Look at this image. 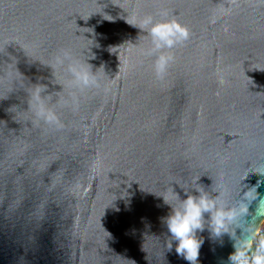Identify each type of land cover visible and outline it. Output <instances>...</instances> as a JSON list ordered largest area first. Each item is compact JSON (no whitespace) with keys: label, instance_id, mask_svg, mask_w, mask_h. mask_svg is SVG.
I'll list each match as a JSON object with an SVG mask.
<instances>
[{"label":"water","instance_id":"1","mask_svg":"<svg viewBox=\"0 0 264 264\" xmlns=\"http://www.w3.org/2000/svg\"><path fill=\"white\" fill-rule=\"evenodd\" d=\"M162 8L191 35L158 81L144 52L150 37L125 17ZM92 43L107 91L80 94L76 109L58 106L62 130L34 126L26 89L0 84V264H190L175 242L166 247L162 195L198 194L196 180L209 192L227 186L230 203L256 187L240 223L255 217L258 231L264 0H0V67L16 60L25 87L65 96L39 60L65 47L83 56ZM243 234L236 229L237 240ZM200 235L198 264H233L231 234Z\"/></svg>","mask_w":264,"mask_h":264},{"label":"clouds","instance_id":"2","mask_svg":"<svg viewBox=\"0 0 264 264\" xmlns=\"http://www.w3.org/2000/svg\"><path fill=\"white\" fill-rule=\"evenodd\" d=\"M157 15L160 19L156 18ZM104 16L108 19L105 13ZM126 17L130 25L139 28L150 37V44L144 52L155 57L153 65L155 77L158 81H164L171 64L175 61L171 50L189 40L191 35L189 27L179 19L170 17L169 11L163 8L155 15L133 11ZM93 43L89 46L90 50H84L83 56L78 55L73 48L65 47L58 50L49 62L37 59L51 67L55 84L62 85L59 92L67 90L65 96H56L55 99L53 94H46L48 88L46 84L27 83L26 87L22 85L21 81H25V77L17 69L16 60L0 67V84L7 80L13 86L12 90L15 87L26 89L29 105L27 111L32 114L31 123L34 126H39L43 122L49 127L62 130L65 124L57 110L58 106L71 104L76 109L80 94L92 89L107 91L104 75L100 72L104 67L101 65L94 70V65L90 63V60L95 59V55L91 54ZM217 75L220 85H223L225 83L223 75L219 73ZM198 181L196 180L195 186L191 188L198 194L183 188L186 198L182 199L173 188L169 195H162L164 203L171 209L169 215L163 218L170 234L166 242L168 250L172 249L175 242V251L178 255L183 256L190 264H198L200 249L204 243L200 233L207 229L211 238H221L225 234H231L235 238L236 251L230 257L233 264H264V238H258L255 217L247 226H241L240 223L248 214L251 202L259 196L256 187L244 192L237 203H230L227 199L229 194L227 186L220 185L209 192L201 187ZM256 216H264V198L259 199ZM237 228H243L244 234L240 240L236 239Z\"/></svg>","mask_w":264,"mask_h":264},{"label":"built area","instance_id":"3","mask_svg":"<svg viewBox=\"0 0 264 264\" xmlns=\"http://www.w3.org/2000/svg\"><path fill=\"white\" fill-rule=\"evenodd\" d=\"M257 234H258V238H264V221L259 227Z\"/></svg>","mask_w":264,"mask_h":264},{"label":"trees","instance_id":"4","mask_svg":"<svg viewBox=\"0 0 264 264\" xmlns=\"http://www.w3.org/2000/svg\"><path fill=\"white\" fill-rule=\"evenodd\" d=\"M254 250V249H253Z\"/></svg>","mask_w":264,"mask_h":264}]
</instances>
